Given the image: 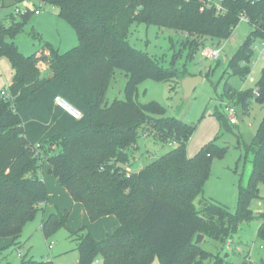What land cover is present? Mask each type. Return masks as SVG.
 I'll return each instance as SVG.
<instances>
[{
  "label": "trees",
  "instance_id": "1",
  "mask_svg": "<svg viewBox=\"0 0 264 264\" xmlns=\"http://www.w3.org/2000/svg\"><path fill=\"white\" fill-rule=\"evenodd\" d=\"M9 1L19 6L31 0ZM39 1L73 26L78 43L61 53L43 41L35 53L24 55L13 38L34 11L11 12L0 20V56L9 59L13 72L11 97L0 98V237L10 238V246L17 249L24 224L39 212L44 236L67 227L69 211L45 205L42 169L48 163L50 173L83 205L90 221L111 214L119 223L100 239L86 227L69 230L78 264H151L155 257L159 264H223L222 256L194 241L202 233L223 244L242 219L253 218L252 203L264 200L259 188L264 185V117L253 139L244 144L252 153V167L246 184L238 187L236 212L215 201L195 210L193 201L210 176L211 157L220 150L209 141L187 157L193 128L164 114L156 101L136 99L142 80H170L179 73L134 48L128 35L133 22H145L184 32L189 38L185 43L194 49L204 47L207 39L228 38L244 12L254 29L228 60L243 77L250 71L252 36L264 39V0H223L226 11L221 15L207 7L206 0ZM4 3L0 0V6ZM40 59L49 62L48 76L36 66ZM116 69L127 75L124 99L108 104L104 95ZM256 88L257 96L225 84L224 95L237 97L243 108L249 99L262 100L264 69ZM55 95L70 101L82 117L56 106ZM216 113L220 125L230 130L225 115ZM140 132L175 147L126 175L123 167L132 165ZM258 213H263L258 216L263 221L256 235L264 241V212ZM16 264L54 262L23 255Z\"/></svg>",
  "mask_w": 264,
  "mask_h": 264
},
{
  "label": "rangeland",
  "instance_id": "2",
  "mask_svg": "<svg viewBox=\"0 0 264 264\" xmlns=\"http://www.w3.org/2000/svg\"><path fill=\"white\" fill-rule=\"evenodd\" d=\"M5 0L0 6V20L5 21L13 12V6ZM40 3V6H39ZM38 8L40 14H32L24 27L18 32L13 41L21 54L30 55L39 49L43 41L53 45L59 52H66L77 45L73 26L68 21L57 16V10L39 0L23 1L19 8L25 10ZM253 25L247 21H239L226 39H207L204 47L222 45V53L218 59H211L203 55L202 46L192 48L186 40L188 36L182 31L170 28L133 22L130 26L128 40L137 50L147 53L156 63L163 68L179 73L175 79L155 80L147 77L138 83L136 99L141 103L154 100L163 107L164 114L180 118L184 123L193 128V133L186 142V155L189 158L213 141L220 150L218 155L211 157L210 176L203 186V192L194 202V209H201L205 201H215L224 205L235 213L239 185H244L250 175L252 167V153L245 151V143H249L255 136L264 117V98L262 100L249 99L243 108L238 104L237 97L224 95L225 84L236 90H254L257 80L264 69V62L258 61L249 75L241 76L235 73L228 65V60L237 52V48L246 40L253 31ZM192 39V38H191ZM190 39V41H191ZM220 42V43H219ZM261 39L252 36L251 59L256 58L260 52ZM191 45V43H190ZM190 47V48H189ZM48 67L49 62L42 60ZM126 73L116 69L115 75L109 83L111 90L106 91L104 100L108 104L112 99L123 97ZM185 74V75H184ZM13 76L9 59L0 56V91L11 83ZM185 76L200 77L198 84L190 96L184 98L181 79ZM114 99V100H115ZM232 101L236 106L237 124H228L229 129L223 128L218 120L220 112L227 118L220 101ZM228 120V118H227ZM229 122V121H228ZM137 148L132 151V170L137 171L151 162V160L169 151L173 143H160L149 134L140 132ZM260 194L264 197V185L260 187ZM253 218L242 219L235 231L228 235L222 244L218 240L206 236L201 242L203 249L218 254L224 258L223 264H246L244 257L251 252L249 264H263L264 241L257 238L256 232L263 219L264 200L258 199L252 203ZM41 213H37L24 224L18 237L20 246L14 249L9 246L0 251V264H16L21 256L28 255L37 260L52 259L54 264H78V253L75 249L76 242L69 237V229L60 227L49 236H44L41 229ZM47 243H52L48 250ZM212 263V262H211ZM151 264H159L155 257Z\"/></svg>",
  "mask_w": 264,
  "mask_h": 264
},
{
  "label": "crops",
  "instance_id": "3",
  "mask_svg": "<svg viewBox=\"0 0 264 264\" xmlns=\"http://www.w3.org/2000/svg\"><path fill=\"white\" fill-rule=\"evenodd\" d=\"M40 13L41 12L36 13V14H40ZM40 60H43V59H40ZM49 74H50L49 67L46 64H44V68L41 71V75L48 76ZM126 79H127V75H126ZM4 87H7V86L5 85ZM111 88L112 87L110 86L108 91H110ZM123 94H124V91H123ZM114 99L108 100V101L113 102ZM120 99L123 100L124 95ZM50 169H51V166L48 163H44V166L42 169V173H43L42 175L46 183L47 195H48V199L45 205L47 207L60 210L61 212L69 211V216L66 222L67 229L73 231V230H78L82 227H86L87 229L90 230L92 236L95 239H100L104 236L106 232L115 231L119 227V223L116 217L111 214L104 215L101 218H98L94 221H90L83 205L80 202L73 200V198L70 196V194L65 189V187H63L59 183V180L55 178L52 173H50ZM41 219H42V215H41ZM11 243L12 242L10 238L0 237V251L9 247ZM48 244L49 243H47V247H48ZM51 248H48V250H50ZM16 255L18 257H21V254L19 252H17Z\"/></svg>",
  "mask_w": 264,
  "mask_h": 264
},
{
  "label": "built area",
  "instance_id": "4",
  "mask_svg": "<svg viewBox=\"0 0 264 264\" xmlns=\"http://www.w3.org/2000/svg\"><path fill=\"white\" fill-rule=\"evenodd\" d=\"M41 2V1H40ZM205 5L207 7L213 8L216 14H223L226 11V7L225 5H223V0H206ZM40 6V3H39ZM27 7L25 10H22L21 8H19V6H13V12L15 14H20L23 13L25 11H27ZM34 11V14L39 13L40 10L36 7L32 9ZM239 21H247L249 22L248 17L245 15L244 12H241L238 16V22ZM235 28V27H234ZM233 28V29H234ZM232 29V30H233ZM220 43V42H219ZM261 44V48H260V52L258 54V56L256 58H253L250 60L249 65H250V71L247 75L250 74L251 70L253 69V67L256 66L258 61H263L264 62V39L261 40L260 42ZM224 44L219 45L217 44L215 47H204L203 48V55L205 57H209L211 59H218L219 56L222 53V48H223ZM44 62L42 60H39L36 64L37 68L39 71H42L44 68ZM259 93L257 91V88L255 87L253 90V95L257 96ZM11 97L10 92H9V88L4 87V89H2L0 91V98H8ZM53 102L56 106H58L60 109H62L66 114H68L69 116H72L76 119H80L82 117V113L81 111L75 107L70 101L68 102L67 100H65L61 95H55L53 98ZM220 105L221 107H223V111H225L227 113V118L230 124H237L238 123V118H237V112H236V106L235 104L230 101H220ZM124 171L126 173V175H129L130 173L133 172L132 167L129 163H126L124 165ZM52 244L49 243L48 244V248H51ZM244 260L246 262H248V264L251 262V252H248L245 257ZM98 260H96L97 262Z\"/></svg>",
  "mask_w": 264,
  "mask_h": 264
},
{
  "label": "water",
  "instance_id": "5",
  "mask_svg": "<svg viewBox=\"0 0 264 264\" xmlns=\"http://www.w3.org/2000/svg\"><path fill=\"white\" fill-rule=\"evenodd\" d=\"M200 77L196 76H185L181 79L182 88L184 90V98H187L192 93L193 89L198 84ZM204 236L202 233L196 234L195 244L200 243L203 240Z\"/></svg>",
  "mask_w": 264,
  "mask_h": 264
}]
</instances>
